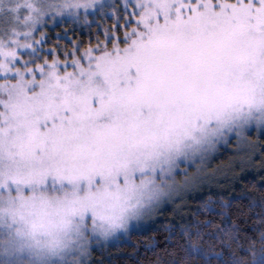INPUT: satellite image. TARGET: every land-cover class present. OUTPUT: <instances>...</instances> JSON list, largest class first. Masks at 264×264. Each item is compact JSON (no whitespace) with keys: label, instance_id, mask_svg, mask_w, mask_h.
<instances>
[{"label":"snow or ice","instance_id":"6c2138e0","mask_svg":"<svg viewBox=\"0 0 264 264\" xmlns=\"http://www.w3.org/2000/svg\"><path fill=\"white\" fill-rule=\"evenodd\" d=\"M233 141L264 168V0H0V264H95ZM260 191L259 248L210 196L208 220L168 227L165 264H264Z\"/></svg>","mask_w":264,"mask_h":264},{"label":"trees","instance_id":"16d2710c","mask_svg":"<svg viewBox=\"0 0 264 264\" xmlns=\"http://www.w3.org/2000/svg\"><path fill=\"white\" fill-rule=\"evenodd\" d=\"M114 18L102 17L96 15V20L92 23V34L97 32V27L103 30L106 26L114 23ZM121 23H123L121 21ZM69 25V24H68ZM61 24L55 28L56 33L62 32L65 29L76 27V31L80 33L85 42L89 39V31L85 27L81 30L77 26ZM51 31L52 28H49ZM73 33L71 30L66 32L60 43L63 45L65 42L71 43ZM56 36L53 35V43H55ZM93 42H95L93 40ZM225 153H221L222 161L225 162ZM252 160V159H251ZM251 167L246 170L237 172L234 170L223 183L216 184V190L202 192L200 194L194 193L186 199L183 210L169 215L167 211L162 212L154 222L144 229L136 230L125 239L118 240L114 243L108 244L105 247L95 248L92 260L95 264H165V261L171 259L166 255L164 249L169 248L167 231L168 227L172 224L184 223L187 220L206 221L209 214L203 211L202 214L197 212V209L204 208L205 202L211 196L213 200L219 196H223L225 200H231V207L227 209L228 216L212 214L211 218L214 224L219 227H224L226 224L239 225L244 229L241 236L245 237L241 243L247 246V241L256 239V247L259 248V235L260 225L259 218L256 215L261 212L259 206L253 205L249 207L250 202L259 201L261 199V178L264 177V168L260 167L259 155L255 161H251ZM183 218V219H181ZM215 230V228H213ZM157 245L152 249L151 245ZM219 250V249H217ZM233 250L239 255V248L235 245Z\"/></svg>","mask_w":264,"mask_h":264},{"label":"rangeland","instance_id":"374dc122","mask_svg":"<svg viewBox=\"0 0 264 264\" xmlns=\"http://www.w3.org/2000/svg\"><path fill=\"white\" fill-rule=\"evenodd\" d=\"M110 3H123V0H108ZM105 18V16L101 15ZM111 17L114 18L113 14H110ZM109 18V17H108ZM90 19H93V22L96 20V15L94 17H90ZM68 25V24H67ZM71 25V24H69ZM68 25V26H69ZM52 25H49V28H52ZM252 139H257V134H252ZM259 151V148L257 149V152ZM225 153L224 156L225 162L222 161L221 153ZM257 155L254 156L252 159L255 161L257 159ZM247 158H241L237 155V149H236V143L233 141L229 145H218L217 148L213 151H211L207 157L203 161H197L195 165L188 169L190 176H201L203 177L200 184H198L196 187L189 189L187 192L183 193V199H175L173 201H169L166 205L162 206V211L154 215L151 219L144 222V227L141 229L146 228L149 226L152 222L156 220L158 215H160L162 212L165 211L168 212L169 215L173 213H177L179 210L184 209V205L186 203V199L193 195L194 193L200 194L202 192L212 191V188L216 187L217 183H223L225 180H227L229 175L234 171L238 170L237 172H241L243 170H246L248 167H251V161ZM186 167V166H183ZM213 190H216L214 188ZM139 229V230H141ZM128 236L119 237L118 239H113L111 241H105L102 242L103 246L101 245H94V248L98 247H105L108 244L114 243L118 240L125 239Z\"/></svg>","mask_w":264,"mask_h":264}]
</instances>
